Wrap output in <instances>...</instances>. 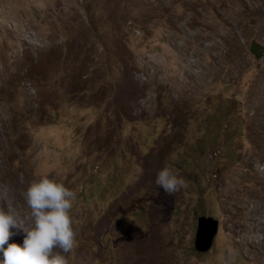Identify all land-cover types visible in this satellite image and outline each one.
I'll return each instance as SVG.
<instances>
[{
	"label": "rangeland",
	"instance_id": "rangeland-1",
	"mask_svg": "<svg viewBox=\"0 0 264 264\" xmlns=\"http://www.w3.org/2000/svg\"><path fill=\"white\" fill-rule=\"evenodd\" d=\"M0 9V207L47 175L76 193L69 264H264V0ZM165 165L187 187H158Z\"/></svg>",
	"mask_w": 264,
	"mask_h": 264
},
{
	"label": "clouds",
	"instance_id": "clouds-1",
	"mask_svg": "<svg viewBox=\"0 0 264 264\" xmlns=\"http://www.w3.org/2000/svg\"><path fill=\"white\" fill-rule=\"evenodd\" d=\"M155 184L169 195L187 187L167 165L157 172ZM21 195L23 211L0 207V264H69L67 254L77 244L71 217L76 193L44 175L30 181ZM19 234H23L22 246L8 243Z\"/></svg>",
	"mask_w": 264,
	"mask_h": 264
},
{
	"label": "water",
	"instance_id": "water-1",
	"mask_svg": "<svg viewBox=\"0 0 264 264\" xmlns=\"http://www.w3.org/2000/svg\"><path fill=\"white\" fill-rule=\"evenodd\" d=\"M251 50L260 55L264 51V46L259 43H253ZM218 225V219L212 216H198L194 234V248L198 253L205 252L211 247Z\"/></svg>",
	"mask_w": 264,
	"mask_h": 264
},
{
	"label": "bare ground",
	"instance_id": "bare-ground-1",
	"mask_svg": "<svg viewBox=\"0 0 264 264\" xmlns=\"http://www.w3.org/2000/svg\"><path fill=\"white\" fill-rule=\"evenodd\" d=\"M4 11H5V9H4V10L0 9V16H1V14L4 13ZM0 24H2V25H6V24H8V20H7V19H5V20H1V21H0ZM16 31H17V32L20 31V30H19V27H18V29H16ZM21 40H22L23 42H27V41H28V40L26 41V39L24 40V39H22V38H21V39L19 38V41H21ZM31 40H32V38H31ZM28 43L30 44L29 48L33 49V51H34V50H39V52H44V51H45V52H48V51H46V50H50V47H48V46H46V45H45V46H41V47H39V46H37L33 41H32V42L30 41V42H28ZM28 43H27V44H28ZM31 49H30V50H31ZM26 52H27V50H26ZM37 70H38V69H37ZM30 103L32 104V100L30 101ZM2 128L5 129V124H3L2 126H0V131H3V132H4V129H2ZM5 132H6V131H5ZM0 134H1V133H0ZM9 241H10V240H9Z\"/></svg>",
	"mask_w": 264,
	"mask_h": 264
}]
</instances>
